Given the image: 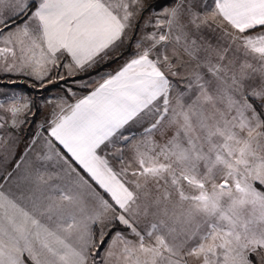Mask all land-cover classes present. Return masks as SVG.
<instances>
[{"label":"snow or ice","instance_id":"obj_1","mask_svg":"<svg viewBox=\"0 0 264 264\" xmlns=\"http://www.w3.org/2000/svg\"><path fill=\"white\" fill-rule=\"evenodd\" d=\"M0 45L65 85L0 101V128L43 114L0 264H264V0H0Z\"/></svg>","mask_w":264,"mask_h":264},{"label":"rangeland","instance_id":"obj_2","mask_svg":"<svg viewBox=\"0 0 264 264\" xmlns=\"http://www.w3.org/2000/svg\"><path fill=\"white\" fill-rule=\"evenodd\" d=\"M174 2L175 0H172L168 4H161L157 7L169 6ZM148 3L155 5V0H148ZM131 51V48H125V56H127ZM120 63H122V61L117 60H108L106 62H102L101 64L103 65H100L102 67L99 68V71L111 72L117 69ZM95 72L96 71H93L92 73L93 77H95ZM76 79L80 80L81 77L78 76L76 77ZM32 83L33 82L30 78L22 75L0 73V101L4 100L6 97L12 96L13 94L29 95L36 101V97L38 94L39 105L42 104V97H50L56 95L59 93L61 88L65 87L64 83L60 82L59 84L49 85L47 90H38L31 86ZM69 84L71 85V80H69ZM71 86L74 89H77V93H80L78 85ZM5 118H7L6 115ZM29 119L31 120V117H29ZM41 119L42 115L38 116V121L36 120V124H25L21 128L13 129L8 124H6L3 128H0V155L3 156V154H5V152H8L9 150L10 152L14 151V154L17 153L19 150V146L16 140H19V138H22V140L19 141H23V139L25 138L26 140H29L31 138L32 133L36 130L37 124L40 123ZM157 138L159 139L160 137L158 136ZM3 170L4 167L0 166V175L3 174Z\"/></svg>","mask_w":264,"mask_h":264},{"label":"crops","instance_id":"obj_3","mask_svg":"<svg viewBox=\"0 0 264 264\" xmlns=\"http://www.w3.org/2000/svg\"><path fill=\"white\" fill-rule=\"evenodd\" d=\"M77 94L79 95V94H81V92L77 93ZM36 102L38 104V94L36 97ZM4 115H6V114H4ZM41 115L43 118V114H41ZM36 120L38 121V117L36 118ZM19 140H22V138H19ZM19 140H16L17 144L19 146V150L17 153L14 154V151L10 152V150H9L8 152H5V154H3V156L0 155V166L4 167L3 174L0 175V190L5 191L6 193H8L10 195H18L19 194V190L16 186L17 181H15V180H4L2 177L5 176L8 172H12L14 176L23 175L29 161L34 159V154L29 153L26 155V153H25L26 145H27L29 140H26V138L23 139V141H19ZM21 157H24V159L22 160ZM17 163L21 164V167L19 169H17L15 167Z\"/></svg>","mask_w":264,"mask_h":264},{"label":"trees","instance_id":"obj_4","mask_svg":"<svg viewBox=\"0 0 264 264\" xmlns=\"http://www.w3.org/2000/svg\"><path fill=\"white\" fill-rule=\"evenodd\" d=\"M172 0H155V5L156 6H159V5H161V4H168V3H170ZM101 65H103V64H101ZM102 66H100V68H101ZM93 71H96V70H93Z\"/></svg>","mask_w":264,"mask_h":264}]
</instances>
